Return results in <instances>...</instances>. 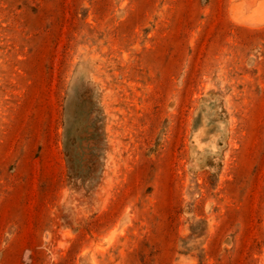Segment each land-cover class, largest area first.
Segmentation results:
<instances>
[{
	"label": "rangeland",
	"instance_id": "1",
	"mask_svg": "<svg viewBox=\"0 0 264 264\" xmlns=\"http://www.w3.org/2000/svg\"><path fill=\"white\" fill-rule=\"evenodd\" d=\"M0 264H264V0H0Z\"/></svg>",
	"mask_w": 264,
	"mask_h": 264
}]
</instances>
